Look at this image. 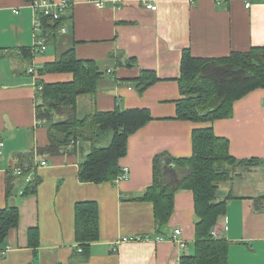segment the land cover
<instances>
[{"label":"crops","instance_id":"obj_1","mask_svg":"<svg viewBox=\"0 0 264 264\" xmlns=\"http://www.w3.org/2000/svg\"><path fill=\"white\" fill-rule=\"evenodd\" d=\"M101 1L103 8L92 0H72L65 23L46 31L45 52L29 56L35 42L33 7L26 0H0V207L9 203L20 211L18 227L0 248H8L0 254V264H180L183 256L195 253L193 191H176L175 210L162 234L156 231L153 203L139 197L153 183L155 156H191L192 132L205 126L229 139L236 158L263 160L237 166L229 186L220 185L223 194L232 196L215 231L230 243L226 264H264V88L237 100L231 117L213 122L176 118L183 50L223 57L264 46V0H146L157 4V10L147 9L143 0ZM72 46L79 58L97 60L104 71L97 94L79 96L78 113L86 105L88 114L119 106L148 108L152 115L130 135L127 154L120 159L123 174L116 182L79 179L82 148L87 154L89 142L78 140L75 151L42 152L49 139L47 127L38 123L36 81H69L73 74L41 76L38 70ZM32 67L35 73L29 71ZM144 70L157 79L140 88ZM23 155L34 156L32 184L16 175L30 164ZM164 170L169 182L180 183L171 160ZM35 183L36 190L23 193ZM9 184L14 193L7 199ZM80 201L99 205L100 237L87 259L76 240L75 206ZM31 228L39 230L36 250L29 244ZM175 229L181 230L178 241Z\"/></svg>","mask_w":264,"mask_h":264},{"label":"trees","instance_id":"obj_2","mask_svg":"<svg viewBox=\"0 0 264 264\" xmlns=\"http://www.w3.org/2000/svg\"><path fill=\"white\" fill-rule=\"evenodd\" d=\"M26 1L31 3L33 0ZM65 20L66 16L52 22L43 16L44 29H56ZM27 52L29 56L32 55L31 49ZM38 73L41 76L47 73L73 74L69 81L47 82L42 78L36 81L40 102L37 104V118L47 127L49 139L42 152L56 155L63 153L66 148L75 151L78 140L89 142L90 151L87 154H84L87 148H82L79 179L93 183L116 182L123 174L120 159L127 154L128 139L152 119L150 110L118 106L113 110H96L80 117L79 96H95L104 71L97 60L79 58L74 46L61 53L56 60L45 62ZM156 79L152 72L144 70L138 85L140 88L146 87ZM178 82L181 97L176 100L177 119L213 122L231 117L237 100L256 89L264 88V46H253L248 51H233L223 57H198L190 48H186L180 60ZM104 142L106 144H102ZM192 144L193 153L188 157L173 158L166 152L155 156L153 183L139 199L153 203L156 231L162 234L175 210L176 191L191 189L197 216L195 253L183 256L180 264H226L230 243L224 237L213 235V231L219 218L226 213L227 200L232 195L223 194L220 183L234 176L235 167L259 165L263 160L236 158L230 152L229 139L218 136L212 126L195 128L192 132ZM33 157H21L28 159L30 163L27 162L22 167L20 175L16 174L24 181L31 175ZM166 160H171L181 175V181L177 185L166 178ZM35 186L36 183L33 187L28 186L23 193L36 190ZM13 193L14 188L9 184L7 199ZM19 220L17 205L7 203L0 207V248L10 231L18 227ZM75 229L81 254L87 259L90 257L91 244L100 237L99 205L96 201L76 203ZM29 244L35 250L39 247L38 228L29 230Z\"/></svg>","mask_w":264,"mask_h":264},{"label":"built area","instance_id":"obj_3","mask_svg":"<svg viewBox=\"0 0 264 264\" xmlns=\"http://www.w3.org/2000/svg\"><path fill=\"white\" fill-rule=\"evenodd\" d=\"M95 5L99 8H103L105 6L104 1L101 0H92ZM115 2V0H109ZM191 2H195L196 0H190ZM30 5L33 7L35 11V42L32 46V51L35 54L43 53L47 49V32L44 29L43 16L48 17L50 21L55 22L60 20L67 12V10L72 5V0H33ZM143 5L147 9L157 10L158 5L153 2H148L143 0ZM247 6H250V2H247ZM67 28L64 26L62 28V32L65 33ZM32 73H35V67L30 68L29 70ZM39 124H42L41 120H38ZM3 146V142H0V149ZM43 165L46 164L45 161L41 162ZM22 173V169H17L16 174L20 175ZM25 182L27 184H32V176L28 175L25 178ZM181 232L180 229H175L173 238L177 240V235ZM213 235L217 236V232L214 230ZM178 241V240H177ZM181 245L184 246L183 241H179ZM8 248L0 249V254L5 255ZM81 250V249H79Z\"/></svg>","mask_w":264,"mask_h":264},{"label":"rangeland","instance_id":"obj_4","mask_svg":"<svg viewBox=\"0 0 264 264\" xmlns=\"http://www.w3.org/2000/svg\"><path fill=\"white\" fill-rule=\"evenodd\" d=\"M87 96H90V95H87ZM40 103V102H39ZM89 113V110H88V108H87V106L86 105H82V107H81V109H80V111H79V116L80 117H85L87 114ZM110 136V135H109ZM236 168V167H235ZM238 170V169H237ZM261 175H264V174H261ZM258 176H260V174H258ZM230 180V179H229ZM229 180H227V181H229ZM227 181H223V182H221L220 183V185L221 186H223V187H228L229 186V183L230 182H227Z\"/></svg>","mask_w":264,"mask_h":264}]
</instances>
